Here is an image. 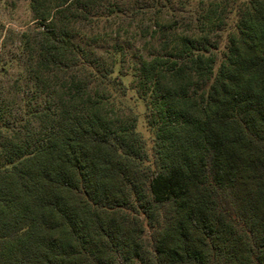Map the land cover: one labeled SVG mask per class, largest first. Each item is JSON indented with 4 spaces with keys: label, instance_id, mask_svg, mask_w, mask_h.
Here are the masks:
<instances>
[{
    "label": "trees",
    "instance_id": "1",
    "mask_svg": "<svg viewBox=\"0 0 264 264\" xmlns=\"http://www.w3.org/2000/svg\"><path fill=\"white\" fill-rule=\"evenodd\" d=\"M27 1L0 264H264V0Z\"/></svg>",
    "mask_w": 264,
    "mask_h": 264
},
{
    "label": "rangeland",
    "instance_id": "2",
    "mask_svg": "<svg viewBox=\"0 0 264 264\" xmlns=\"http://www.w3.org/2000/svg\"><path fill=\"white\" fill-rule=\"evenodd\" d=\"M126 23L127 21L124 22V24ZM31 25V14L28 9L27 0H0V40H2L4 36L6 38V48L5 52L1 55L2 58L7 59L14 52L13 49L17 45V36L19 32ZM110 25L112 28L117 26L116 23L113 22ZM121 80L127 88L126 96L122 98V101L138 114L136 131L143 138L149 150L151 148L153 135L143 120V104L137 97L134 89L131 88L130 76H123Z\"/></svg>",
    "mask_w": 264,
    "mask_h": 264
}]
</instances>
